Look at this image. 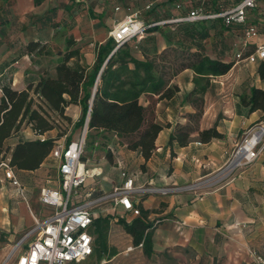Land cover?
Wrapping results in <instances>:
<instances>
[{
    "label": "crops",
    "instance_id": "1",
    "mask_svg": "<svg viewBox=\"0 0 264 264\" xmlns=\"http://www.w3.org/2000/svg\"><path fill=\"white\" fill-rule=\"evenodd\" d=\"M237 1L0 0V85L20 90L33 86L43 74L54 76L56 63L71 48L77 50V55L70 57L68 63L78 61L89 68L98 46L109 38L108 30L130 12L149 25L139 37L125 41L129 53L134 58L149 60L164 86L176 85L168 97H159L157 91L141 92L137 98L144 108L143 125L155 121L161 126L147 158L137 149L128 148L126 140L112 131L85 128V134L91 132L93 143L99 145L87 155L81 154L83 165L93 172L76 188L75 201L96 196L119 184L121 171L135 184L149 182L173 187L162 193L132 196L133 205L139 209L136 215L110 200L97 203L93 218L108 217L106 250L105 255L96 254L92 222V252L96 258L91 264H258L254 255L264 250V147L254 160L234 168L222 181L208 185L194 183L213 172L241 138L243 130L264 116L259 109L249 111L240 102V95L248 93L250 87L264 88V77L256 70L260 59L243 58L264 41V0H255L246 10L244 24L224 25L219 17L195 21L173 19L198 5L219 10ZM245 25L254 26L256 34L244 36ZM29 41L38 45L27 50L25 45ZM237 52L240 57L235 56ZM199 56L232 63L224 73L209 75L202 93H191L196 73L189 62ZM127 66L132 67V62H127ZM30 94L42 104L36 94L31 91ZM89 103L90 97L83 123L79 122V103L64 106L63 114L71 125L62 140L54 138L52 145L78 136L81 131L78 127L87 122ZM145 111L150 112L149 119ZM210 126L221 135L199 140L198 131ZM179 127L188 132L183 145L174 139L169 141V133ZM51 130L42 134L53 137ZM33 138H37L36 133L23 119L6 143L10 149L17 141ZM5 157L8 159V153ZM51 159L55 162L54 177L46 179L39 188L56 187V159L49 152L34 169L11 167L23 195L1 171L0 230L8 236H20L32 224V215L41 218L47 213L48 209L42 206L39 215L30 209L26 195L28 187L36 182L22 177L40 171ZM138 215L150 225L148 250L141 241L134 244L117 220L130 221Z\"/></svg>",
    "mask_w": 264,
    "mask_h": 264
},
{
    "label": "trees",
    "instance_id": "2",
    "mask_svg": "<svg viewBox=\"0 0 264 264\" xmlns=\"http://www.w3.org/2000/svg\"><path fill=\"white\" fill-rule=\"evenodd\" d=\"M37 42L29 41L25 47L32 50ZM114 42L109 37L96 50L94 61L89 68L78 61L68 63L70 57L77 55L75 48L64 51L56 63L54 76L43 74L36 83L25 89H14L9 85H0V159L8 153V164L16 169H34L47 155L54 137L25 139L17 141L9 149L6 138L17 129L24 119L35 133H43L52 127L48 117L40 109L32 106L30 91L36 94L49 109L62 114L68 103H79L83 123L85 111L89 103L86 122L87 130L102 129L117 136H129L126 140L128 148L137 149L143 158H147L154 147V138L160 129L155 121L144 122V108L138 102L141 92H159V97H168L176 89V85L164 86V81L155 72L153 64L147 59L131 56L125 42L120 43L107 56ZM132 62V67L127 62ZM103 63V66L101 67ZM231 61H220L199 56L189 62L196 73L191 93H202L209 82V75L224 73L231 66ZM101 67V69H100ZM100 69V71H99ZM257 73L264 77V58L256 66ZM98 80L90 96V89L97 72ZM240 102L249 111L259 109L264 113V88L252 86L248 93L240 95ZM143 125V126H142ZM221 135L214 126L198 131V139L206 141ZM188 132L179 127L169 133V141L174 139L179 145L186 143ZM69 139L66 138V142ZM123 229L130 234L131 241H139L148 250L149 223L142 216L133 217L130 221L117 219ZM95 233V252L99 255L106 250L105 232L108 224L107 216H96L92 219Z\"/></svg>",
    "mask_w": 264,
    "mask_h": 264
},
{
    "label": "built area",
    "instance_id": "3",
    "mask_svg": "<svg viewBox=\"0 0 264 264\" xmlns=\"http://www.w3.org/2000/svg\"><path fill=\"white\" fill-rule=\"evenodd\" d=\"M255 0H238L232 6L211 10L202 5L192 7L187 12L173 19L195 21L205 18L219 17L224 25L244 24L246 10L254 5ZM149 24L141 22L133 12L123 18L108 30L115 48L122 42L133 37H139ZM244 36H253L256 29L245 25ZM240 57V53L235 54ZM247 61L264 58V41L258 43L253 51L243 56ZM1 90V89H0ZM86 121L80 133L67 142H56L50 148V155L56 159L58 186L39 188L38 198L48 211L41 218L32 215V224L10 246L6 255L10 264H67L78 261L92 252L93 237L90 226L93 219V207L102 201L110 200L119 204L124 210L138 214L139 209L133 205L132 196L145 193L166 192L173 187L155 186L149 182L135 184L132 178L120 172L122 180L108 191L75 201L73 194L85 178L92 174L81 161L85 145ZM40 140L46 138L42 133H36ZM264 147V116L248 125L241 138L227 151L223 162L213 172L195 182V185H208L222 181L228 177L234 168L247 164L255 159ZM0 170L4 178L19 187V181L13 174L8 159H0ZM193 184V185H194ZM258 264H264V250L254 255Z\"/></svg>",
    "mask_w": 264,
    "mask_h": 264
},
{
    "label": "rangeland",
    "instance_id": "4",
    "mask_svg": "<svg viewBox=\"0 0 264 264\" xmlns=\"http://www.w3.org/2000/svg\"><path fill=\"white\" fill-rule=\"evenodd\" d=\"M32 106L38 108L43 112L48 119L50 120V123L52 124L51 127V134L53 135L54 138H58L59 140H62V135L69 130V126L71 125L70 121L68 120V117L66 115L59 114L51 109H49L46 105L43 103H39L36 100L32 99ZM145 117L147 119L150 118V112L145 111ZM81 126L78 127V130H81ZM48 134V133H47ZM61 136V137H60ZM129 136H122V140H127ZM65 138V137H63ZM93 137L92 133L87 131L85 134V145L82 151V155H87L91 149L97 145L93 143ZM47 163H45L40 171H36L34 173H27L24 175L22 178L24 180H35L36 184H32L31 186L28 187V194L26 195V201L28 203V206L30 209L35 212L37 215H39V209L40 207L43 206L39 201H38V190H39V185L46 183V179L52 180L54 177L55 173V166H54V160H47ZM1 173V170H0ZM1 183V182H0ZM27 192V191H26ZM20 211V209H18ZM18 211V212H19ZM22 216V214L20 213ZM19 237V235L11 237L7 235V232L1 231L0 230V264H10V259L6 258V255L8 253V250L12 243ZM102 255H105L103 252ZM95 253L92 252L91 255L86 256L85 258L78 260V261H69L67 264H91V261L95 259Z\"/></svg>",
    "mask_w": 264,
    "mask_h": 264
}]
</instances>
